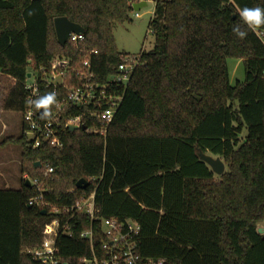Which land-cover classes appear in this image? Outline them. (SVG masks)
I'll use <instances>...</instances> for the list:
<instances>
[{"label":"trees","instance_id":"1","mask_svg":"<svg viewBox=\"0 0 264 264\" xmlns=\"http://www.w3.org/2000/svg\"><path fill=\"white\" fill-rule=\"evenodd\" d=\"M245 6L264 8V0H156L152 49L140 51L127 86L109 88L123 98L106 135L66 127L84 112L69 105L59 115L63 147L33 148L24 120L20 134L1 142L20 146L22 185L0 189V264H41L26 249L40 246L54 216L29 206L36 191L25 175L42 178L47 166L54 169L48 201L72 205L96 190L100 218L139 223L143 259L264 264V42L256 32L264 26L243 23L238 8ZM133 9L132 0H0V76L13 81L5 108L24 115L29 73L38 96L55 91L62 100L67 89L47 79L66 69L64 83L79 85L75 71L86 59L94 83L111 82L131 55L118 49L115 27L131 21ZM62 16L85 28L83 39L59 43L54 19ZM57 58L68 65H53ZM230 58L245 70L235 85ZM83 125L101 123L87 116ZM199 148L221 157L226 171L217 175ZM80 179L89 187L79 189ZM89 229L99 252L106 240L101 222L78 215L70 234L57 238L59 264H88L91 242L81 233Z\"/></svg>","mask_w":264,"mask_h":264},{"label":"built area","instance_id":"2","mask_svg":"<svg viewBox=\"0 0 264 264\" xmlns=\"http://www.w3.org/2000/svg\"><path fill=\"white\" fill-rule=\"evenodd\" d=\"M144 0H132L133 6L141 3ZM149 0H146L148 3ZM154 4L156 0H153ZM147 5V4H146ZM139 17V12H136ZM258 36L264 42V30L256 31ZM83 39V33H72L68 40L78 41ZM140 64V55H130L118 67V73L111 76V82L106 84H96L93 79L95 73L92 69L89 59L83 62V67L75 71L76 76L80 79L79 85L68 87L64 83V76L67 70L54 71L50 79H47L49 84H53L56 89L62 86L67 89V96L59 100L52 107V117L50 119H41V111L36 110L31 105H27L23 115V120L26 124V135L32 143L33 148H38L42 144H50L54 147H63V142L60 136V113L63 108L69 105L81 106L84 112L80 115L71 116L67 120L66 127L80 128L83 125L85 117L97 118L101 126L86 127L89 132L100 133L106 135L110 123L113 121L115 114L121 104L123 95L112 92L109 88L112 86L121 87L127 86L130 78ZM55 66H66L68 62L65 60L55 59ZM57 76L61 77V82L56 83L53 79ZM32 77V76H31ZM30 77V78H31ZM25 89L29 90L27 101L35 99L39 95L38 82L36 77L32 84L25 85ZM54 172L52 167L47 166L43 177L31 178L27 174L26 180H29L31 186L34 187L36 194L32 196L28 204L29 206H37L44 208L51 215L52 221L45 229V235L40 246L35 248H27L26 252L41 264H59L56 256L57 238L61 233L69 232V223L78 215H86L91 219V222L100 221L102 224L103 234L106 237L99 247V252H96L93 247V229L86 230L81 233V237L88 239L91 242L92 257L86 258L84 261L88 264H168L165 259H143L137 250V237L141 231L139 223L133 219L119 220L118 218H100L98 216L99 209L96 205V190H93L88 196L82 198L72 205H57L48 201L46 193L49 191L48 178ZM96 179H93L95 181ZM63 218L65 221L63 222Z\"/></svg>","mask_w":264,"mask_h":264},{"label":"rangeland","instance_id":"3","mask_svg":"<svg viewBox=\"0 0 264 264\" xmlns=\"http://www.w3.org/2000/svg\"><path fill=\"white\" fill-rule=\"evenodd\" d=\"M154 8V1L149 0L147 5L138 11L139 17L136 16V10L133 9L131 21L116 25L115 39L120 51L137 55L142 49H152L154 36L149 30V22L153 16ZM136 20H140V22L137 23ZM228 66L231 85L245 79V70L241 59H228ZM34 78L35 76L28 78V83L32 84ZM53 80L56 83L61 82V77L57 76ZM12 83L11 79L0 76V118L9 125V128L4 130L0 123V189H16L22 185L20 146L13 143L1 144L4 139L20 134L22 130L20 112L6 109L4 106ZM260 228L264 229V222L260 223Z\"/></svg>","mask_w":264,"mask_h":264},{"label":"water","instance_id":"4","mask_svg":"<svg viewBox=\"0 0 264 264\" xmlns=\"http://www.w3.org/2000/svg\"><path fill=\"white\" fill-rule=\"evenodd\" d=\"M146 0H144L141 3H137L133 6L134 10L139 11L141 10L144 6H146ZM54 25H55V30L57 34V38L59 43L64 46L70 35L72 33L79 34V33H85L86 30L83 26H81L78 23L72 22L68 17L62 16V17H56L54 19ZM28 77H31V73L28 74ZM41 113V112H40ZM82 129H86L85 125H82ZM72 130H76L77 127H72ZM198 156L199 158L207 163L211 169L217 174V175H222L226 171V164L222 160L221 157L219 156H214L213 154L206 153L204 152L201 148L198 149ZM26 185L31 187V183L29 180L26 181ZM90 185L89 181L86 179H80L77 182V187L79 189H86ZM46 213V210H43V214ZM259 233L263 234L264 229L259 228Z\"/></svg>","mask_w":264,"mask_h":264},{"label":"clouds","instance_id":"5","mask_svg":"<svg viewBox=\"0 0 264 264\" xmlns=\"http://www.w3.org/2000/svg\"><path fill=\"white\" fill-rule=\"evenodd\" d=\"M240 19L248 28L256 30L264 26V8L256 7H243L238 8ZM233 32L240 38L246 37L247 33L242 31L239 26L233 28ZM29 105L36 110L41 111V119H50L52 117V107L57 104V94L55 91L46 92L43 95L30 99L27 101Z\"/></svg>","mask_w":264,"mask_h":264},{"label":"crops","instance_id":"6","mask_svg":"<svg viewBox=\"0 0 264 264\" xmlns=\"http://www.w3.org/2000/svg\"><path fill=\"white\" fill-rule=\"evenodd\" d=\"M137 12V11H136ZM136 22L137 23H139L140 22V20H136ZM19 112V111H18ZM20 114H21V112H20ZM1 115V114H0ZM4 117H5V115H4ZM22 120H23V116H22V114H21V126H22ZM0 123H1V125H2V129H7V128H9V125H7L8 123L6 122V121H4V120H2V118H0ZM3 125H5L4 126V128H3Z\"/></svg>","mask_w":264,"mask_h":264}]
</instances>
